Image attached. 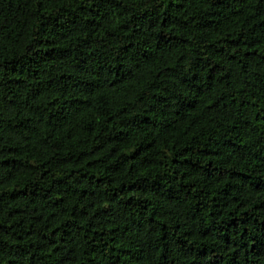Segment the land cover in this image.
I'll list each match as a JSON object with an SVG mask.
<instances>
[{
  "label": "trees",
  "instance_id": "obj_1",
  "mask_svg": "<svg viewBox=\"0 0 264 264\" xmlns=\"http://www.w3.org/2000/svg\"><path fill=\"white\" fill-rule=\"evenodd\" d=\"M0 264H264V0H0Z\"/></svg>",
  "mask_w": 264,
  "mask_h": 264
}]
</instances>
